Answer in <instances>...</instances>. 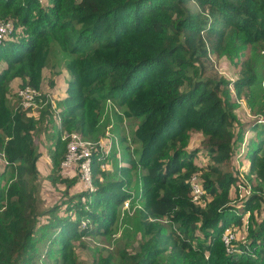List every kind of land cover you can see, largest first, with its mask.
<instances>
[{"label": "trees", "instance_id": "16d2710c", "mask_svg": "<svg viewBox=\"0 0 264 264\" xmlns=\"http://www.w3.org/2000/svg\"><path fill=\"white\" fill-rule=\"evenodd\" d=\"M0 19L13 26L0 41V147L16 171L0 185V264H31L43 246L47 264H74L72 239L116 232L139 237V251L121 252L126 264H264V188L235 196L240 208L229 202L230 187L247 185L232 165L242 155V131L255 132L246 170L264 180V0H0ZM245 48L236 77L208 73L210 53L233 59ZM59 62L68 73L66 94L55 100L59 127L96 140L108 126L107 108L120 117L117 106L136 120L130 142L138 147L110 143L103 159L93 158L94 189L69 194L78 177L60 174L65 145L57 139L47 178L63 185L64 197L42 208L33 137L40 118L13 111L7 87L15 78L37 87L42 67ZM227 84L259 121L238 118ZM191 131L203 136L199 148L185 147ZM132 167L138 176L130 184L124 174ZM194 172L200 204L190 195ZM244 213V239L227 252L221 235Z\"/></svg>", "mask_w": 264, "mask_h": 264}, {"label": "rangeland", "instance_id": "374dc122", "mask_svg": "<svg viewBox=\"0 0 264 264\" xmlns=\"http://www.w3.org/2000/svg\"><path fill=\"white\" fill-rule=\"evenodd\" d=\"M41 4H45V0H39ZM193 5V3H192ZM196 7L195 5L193 6ZM9 20V19H8ZM243 55H239L238 57H234L233 59H229L225 53L220 55H215L210 53V63L211 67L208 71L209 74H214L216 76H223L227 80L234 78L237 76L238 70L240 68L241 60L247 54V48L243 49ZM4 62L0 61V67ZM52 68V69H51ZM43 66L41 69L40 79L38 82V90L41 93V99L35 103L33 107L23 109L18 102V98L15 94L17 87L21 86V79L15 78L8 83L7 87V101L8 106L13 111H23L27 115H30L34 118H40L39 122L36 123V126L33 130L34 137V146L36 150L39 152V157L37 159V168H38V177L35 180V184L37 186V203L42 208H48L54 202H59L64 196L61 193L63 189V185L59 184V181L52 183L48 178L47 174L51 169V161H50V152L55 147V141L58 139L60 142H63L65 145V140L61 138L62 133L68 132H77L82 137L89 138L82 132H79L75 129H66L65 127H59L60 121V108L55 106V100L63 97L66 94V85H67V77L68 73L63 63L59 62L55 63L54 67ZM226 94L227 100L232 101L235 100L236 105H233L234 112L240 118L241 121L244 119L247 121L250 119H256L259 121V116L253 115L250 112V104L245 101L244 97L240 95L239 97L234 96L233 88L230 84L226 86ZM233 98H232V95ZM50 110V114H49ZM121 110L117 106H114V111L120 117H114L112 115V111L107 108L106 113L110 116L108 121V126H104L103 135L97 139H100L103 143L105 142L106 148H109V143L117 142L120 140L121 145H129L130 149H135L138 145L130 142V133L133 125L136 120H131V118L123 117L121 114ZM42 112V114H41ZM41 114V115H40ZM53 125V126H52ZM115 125L116 131L118 134L114 133L110 128H113ZM107 131V133H105ZM1 133V132H0ZM255 132L252 131H242L241 142L238 144L239 152H242V155L238 157L236 161H232V165L237 168L238 176L242 177V180L247 184L245 190L242 187H238L234 189V187H230L229 194L233 199H230L229 202L234 203L237 208H240V201L236 200V197H239L243 193L249 191L250 188L254 190L256 186H262L264 188V180L260 179V177L255 176L251 173H248L246 170L248 156H249V142L254 139ZM90 139V138H89ZM203 136L199 132L191 131L188 133V138L186 139V148H199L200 144H202ZM248 143V144H247ZM116 146V145H115ZM202 147V146H201ZM202 149V148H201ZM120 150V148H119ZM65 151V146H64ZM63 151V153H64ZM0 152L3 150L0 147ZM97 152V151H96ZM100 154V152H98ZM4 154V152H3ZM119 155V153H118ZM5 156V154H4ZM6 158V156H5ZM61 160V159H60ZM204 157L198 154V157L195 158V162L201 164L204 162ZM125 168L128 167L127 163H123ZM60 167V162H59ZM60 174L65 177H69L74 174H69V170L64 172L59 168ZM126 175L124 174V178L129 177L130 184L134 182V180L138 176L137 169L133 167L130 170H125ZM143 170L141 169V172ZM1 172L4 175H1ZM199 175L198 173L194 172ZM16 175V171H11L10 167L3 160L0 155V185L8 183L10 180L14 179ZM77 176V174H75ZM78 177V176H77ZM84 189V188H83ZM79 183H76L72 187L69 188V194L76 192L78 190H83ZM251 189V190H252ZM236 196V197H235ZM235 197V199H234ZM141 209H144L142 204H139ZM126 206V202L123 203V207ZM235 207V208H236ZM60 214H63V211H59ZM68 214V212H67ZM246 213L242 215V222L240 225L231 226L230 230L233 232L235 238L234 240H243L245 233V220ZM45 216L41 217L40 220L44 221ZM147 220L159 223L164 227L168 228V224L165 219L162 218H154L147 214ZM88 221L82 220L80 222L81 225ZM138 235H136L133 239H124L119 237V233L116 232L112 235V237L107 238L104 235H90L83 234L78 238L71 240L70 246V257L72 258L74 264H102L105 258L108 259V264H126L127 261L125 258H122L121 252L135 253L139 251L140 246L138 244ZM234 244V243H233ZM232 244V246H233ZM46 247L43 246L38 250V253L33 258L34 262L31 264H37L44 262L47 264L52 260V256L48 257ZM36 262V263H35ZM102 262V263H101Z\"/></svg>", "mask_w": 264, "mask_h": 264}, {"label": "built area", "instance_id": "2783aa9c", "mask_svg": "<svg viewBox=\"0 0 264 264\" xmlns=\"http://www.w3.org/2000/svg\"><path fill=\"white\" fill-rule=\"evenodd\" d=\"M12 30L13 26L10 20L0 19V41L9 39ZM15 94L18 98L19 105L23 109L33 107L41 99V93L38 88L28 84L17 87ZM61 138L65 140V152L60 160L61 170L64 172L69 170V174H77L78 183L81 188L92 191L94 189L92 181L93 158L95 157L96 160L103 159L108 154L109 148H106L104 145L105 142L103 143L100 139L92 140L86 137L84 138L77 132H64ZM115 147L118 149L117 145ZM0 155L7 162L3 152H0ZM99 166L101 169L107 168V163L101 162ZM188 181L191 200L200 204L204 190L200 185L198 176L191 174ZM234 238L235 236L230 230V227H226L221 235V239L227 252L234 249L232 246Z\"/></svg>", "mask_w": 264, "mask_h": 264}, {"label": "crops", "instance_id": "0c3cea01", "mask_svg": "<svg viewBox=\"0 0 264 264\" xmlns=\"http://www.w3.org/2000/svg\"><path fill=\"white\" fill-rule=\"evenodd\" d=\"M37 162V161H36ZM37 165V164H36Z\"/></svg>", "mask_w": 264, "mask_h": 264}]
</instances>
